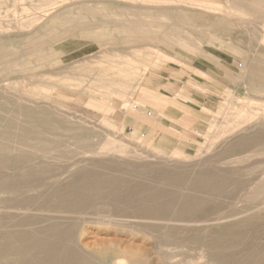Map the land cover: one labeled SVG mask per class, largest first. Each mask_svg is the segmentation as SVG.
<instances>
[{
    "label": "rangeland",
    "instance_id": "1",
    "mask_svg": "<svg viewBox=\"0 0 264 264\" xmlns=\"http://www.w3.org/2000/svg\"><path fill=\"white\" fill-rule=\"evenodd\" d=\"M0 25V183L11 200L35 198L38 209L44 190L85 166L141 192L140 210L119 207L114 224L95 215L53 224L1 203L4 229L37 243L55 239L51 226L65 230L55 231L58 264H264V192L226 200L196 183L208 169L240 167L245 187L264 183V150L224 153L254 131L223 129L224 115L264 108V0H0ZM157 69L147 88L146 72ZM148 126L157 131L145 134Z\"/></svg>",
    "mask_w": 264,
    "mask_h": 264
},
{
    "label": "bare ground",
    "instance_id": "2",
    "mask_svg": "<svg viewBox=\"0 0 264 264\" xmlns=\"http://www.w3.org/2000/svg\"><path fill=\"white\" fill-rule=\"evenodd\" d=\"M98 1L99 0H97V2ZM127 5H129V4H127ZM137 5H140V4H137ZM211 5H213L216 8L220 7L217 4H211ZM141 6H143V5L141 4ZM158 7L160 8L161 6H158ZM59 8H61V7H59ZM161 9H163V8H161ZM25 10H27V9H25ZM25 10H23V11L25 12ZM51 10H53V9H51ZM45 12L48 14L47 11H45ZM72 17H73V15H72ZM239 19H241V18H239ZM27 21H29V20H27ZM41 21H43V20L41 19ZM37 23H38V21H37ZM30 32H31V30H30ZM261 40H263V39H261ZM261 43H262V41H261ZM44 50H45V48H44ZM164 56H166V55H164ZM250 64H251V62H250ZM252 72L254 73V71H252ZM244 74H243V76H244ZM243 79L245 80V78H243ZM250 80H252V78H250ZM254 81H256V80H254ZM247 82H249V81H247ZM19 103H20V101H19ZM236 112H238V111H236ZM246 113L244 114V112L243 113L239 112V113H235V114L232 113V115L231 114H227V116L224 115L225 116L224 119H225V124L226 125L223 124V125H225V127H223V126L222 127H223V129L224 128L227 129V131H224V134H228L229 135L231 133H237V130L240 131L241 125L245 124V123L247 125H249L250 127L247 130L243 129V132L246 133L249 130H253L254 131L252 134H249V135H242V136H238V137L232 138V141L227 145L226 151L224 152V153H226L225 156L226 157L228 156V158L239 156L243 152H249L250 153V152H254L256 150H264V108H263V111H262L261 114L248 113V112H246ZM233 117L235 118L234 119L235 121L232 123L231 120H232ZM8 134H9V132H8ZM52 137L54 138V135H52ZM56 138H54V140ZM48 148H50V147H48ZM50 150H51V148H50ZM208 152H210V149L208 150ZM26 156L27 155H25V157ZM259 156H260V154H259ZM254 157H255V155H254ZM251 158H253V157H251ZM152 159H154V158H152ZM240 162L242 163L243 160L242 161L240 160ZM206 163H212V158L207 159ZM242 169L243 168L240 167V168L236 169V171H234V170L230 171L228 174H225V175H220L215 169H208V170L203 171L202 173L199 174V176L197 177L196 183L201 184L204 187H206L210 194H214V195L216 194L217 196L218 195L219 196L222 195V197L225 198V199L228 198V196H227L228 194H233V193H237V192L239 193L241 191L242 192L243 191H250V192H253V193H263L264 192V183L261 182L262 180L260 181L261 183L257 182V183H254L252 185H249L247 187H245L240 182L241 181L240 175H242L241 173H243ZM90 175L91 174H90L89 168L85 166L84 168L80 169V171L78 172V176L77 177H75L74 179H72L69 182L66 181L67 182L66 185L58 187V188H56V187H48L46 190H44V194L45 193L49 194L47 202L42 207H40L38 209L33 208L34 203L37 201L35 198L28 197V198L22 199L20 197L23 196V195H21L19 197L20 198L19 200H13L12 201L11 198H10L11 196L9 194V191L13 192V193L15 191H11L10 190V184L2 182V183H0V204L1 203L6 204L9 201L14 202V203H10L9 202L10 205H12L11 207H13V208H15V209H17L19 211H22V212L19 213V216H24V217L33 214L34 211L43 213L44 215L46 213V215L50 216V218H51L50 220L53 221V224H57V223H59V224H70L71 220L73 218H75V216H81L82 217L81 220H82V224H83V223L86 222V219H88L89 215H95L96 216V220L100 221V222H102L104 224H114V223H118V221H119L118 219L122 217L123 211L119 207L127 206V208L131 209L132 212H135L136 210H140L139 209V204L141 203V200H139V198L141 196L140 195L141 192H138V190H139L138 189L139 188L138 185L139 184L138 185H136V184L135 185H131L130 181L126 180L125 178L124 179H118V178H114V177H112V178L108 177V178L102 179V178H98V177L93 178V177H90ZM261 179H264V178L262 177ZM50 180H53V179H50ZM233 180L236 183L231 184V182H233ZM48 183H49V181H48ZM26 189H29V188H26ZM31 189L32 188L30 187V190ZM41 189H42V187H41ZM158 192H160V191L158 190ZM28 194H29V192H28ZM95 201H97V202L94 203ZM145 203L150 205L151 203H153V201H151L150 199H147L144 202V204ZM209 204H213V203H209ZM183 205H185V203L181 202V206H183ZM259 209L260 208H258V210ZM0 210L2 211V208ZM11 211H13V210H11ZM73 215H75V216L73 217ZM134 218H138V217H134ZM125 220H127V219H125ZM2 221L3 220L0 218V264H58V260L59 259L57 258L56 253H57V251L59 253V249H58L59 245L58 244L56 245V242L58 243V241L60 242V240L63 239L62 236H60L58 234L62 233L61 235H64V236L67 235V232L65 230H62V231L60 230L59 231V229L57 228L58 226L57 227H55V226L52 227L50 225L51 226L50 228L53 229V231L50 230V231H52L51 236L54 237L55 239H51L50 238L49 239L50 241L49 242L47 241L48 243H37V242H35V240H36L35 238L25 237L27 235L21 237L19 235L10 234L9 230L4 229L5 226H4V223ZM27 225L30 226V225H36V224L35 223H30V224H26V226ZM262 229H260V231H261L262 235H264V232H263ZM55 231H58L57 232L58 234H56ZM49 233H51V232H49ZM41 242H43V241H41ZM74 245H73V247H74ZM70 247H72L71 244H70ZM62 248H63V246H62ZM76 249L79 250L80 248H76ZM72 250H75V249H72ZM81 250H82V248H81ZM212 250H213L212 246H209V245H204L201 248V252L204 254V257L210 256V254H212ZM78 252H80V251H78ZM199 258H202V257H199ZM56 259H58V260H56ZM60 260H61V258H60ZM204 260H206V258H204ZM115 263L116 264H130V262L127 259H121V260L119 259Z\"/></svg>",
    "mask_w": 264,
    "mask_h": 264
},
{
    "label": "crops",
    "instance_id": "3",
    "mask_svg": "<svg viewBox=\"0 0 264 264\" xmlns=\"http://www.w3.org/2000/svg\"><path fill=\"white\" fill-rule=\"evenodd\" d=\"M162 72H163V70H161V69H157V70H148L147 72H146V74H145V76H144V81L143 82H145V84L147 85V88L148 87H150V85L153 83V82H155L158 78H160L161 76H162ZM196 73H197V75L198 76H201V70H197L196 71ZM147 92H150L149 90H147ZM148 94V93H147ZM193 103H191L190 105H189V108H190V110L191 111H193V110H197L196 108H198L197 107V105H196V103H195V101H192ZM199 110H200V112H201V108H198ZM190 111V112H191ZM152 123V122H151ZM150 123V124H151ZM177 124H181V123H177ZM186 124H188V123H186ZM184 125V124H183ZM151 126H148L147 128V130H145V134H150L151 132H155V131H157V130H155V129H153V128H150ZM157 127L158 128H162L161 126H159V125H157ZM186 128H188V131L187 132H191V133H193V132H195L196 130H198V128H195V130H193L192 131V126H187ZM198 132V131H197Z\"/></svg>",
    "mask_w": 264,
    "mask_h": 264
}]
</instances>
